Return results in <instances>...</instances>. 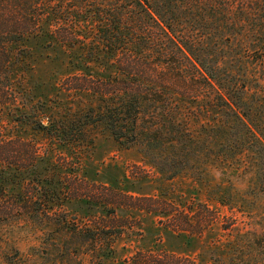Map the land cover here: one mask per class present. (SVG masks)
<instances>
[{"label":"trees","instance_id":"16d2710c","mask_svg":"<svg viewBox=\"0 0 264 264\" xmlns=\"http://www.w3.org/2000/svg\"><path fill=\"white\" fill-rule=\"evenodd\" d=\"M31 38L80 51L88 66L106 69L74 72L62 80L68 95L93 102L59 116L34 101L21 79L29 54L25 43ZM196 111L223 118L224 127L211 135L216 155L227 163L250 152L264 191V0H0V121L9 117L66 146L83 143L92 126L102 125L117 143L136 147L170 179L207 165L199 149L206 141L191 126ZM47 149L27 137L0 136V226L32 218L38 225L52 224L50 215L40 214V206L55 204L59 194L47 176L34 177L13 192L5 186L12 171L34 166ZM70 190L77 194L80 189ZM113 190L103 186L98 192L106 214L73 227L65 225L66 216L55 222L66 226L61 236L77 241L66 249L65 259L104 264L115 253L117 239L133 228L129 216L113 213L118 205L155 212L161 224H170L165 228L176 232L202 234L212 222L210 214L192 206L157 212L149 202L164 199ZM254 243L264 251V231ZM239 246L227 250H237L229 257L210 259L213 264H248ZM128 261L204 264L164 247L138 249ZM253 264H264V258Z\"/></svg>","mask_w":264,"mask_h":264},{"label":"rangeland","instance_id":"374dc122","mask_svg":"<svg viewBox=\"0 0 264 264\" xmlns=\"http://www.w3.org/2000/svg\"><path fill=\"white\" fill-rule=\"evenodd\" d=\"M25 45L29 54L24 58L21 79L38 105L44 104L60 116L78 112L93 102L88 96L68 95V86L62 85V80L74 72L99 73L106 69L95 63L88 66L80 51L70 53L67 48L49 44L46 39L31 38ZM192 107L196 108V104ZM190 118L192 128L206 141L207 145L200 144L199 149L201 160L207 165L183 170L170 179L143 158L136 147L127 148L117 143L102 125L92 126L83 143L66 146L46 138L27 124L11 121L9 117L1 118V137H27L48 148L47 156L34 166L11 172L5 181L7 190L17 191L26 181L47 176L48 181L58 186L59 194L49 208L40 206V214L52 217L51 225H38L32 218L0 226V264H76L78 260L64 257L66 249L77 242L76 238L61 236L60 232L65 225H82L89 216L107 213L97 202L103 186L125 196L164 199L163 203L149 202L157 212L192 206L212 218L202 234L176 232L165 228L164 225L170 224H161L155 212L128 210L118 205L113 213L129 216L127 221L133 228L117 239L115 253L108 256L104 264H129L136 250L160 247L213 264L210 257L222 254L229 257L237 250H227L238 243L241 244L238 250L245 255L248 264L264 258V251L254 243L264 231V191L257 180L254 156L244 150L234 155L237 159L225 163L216 155L219 152L213 142L216 138H211L224 127L223 118L209 119L197 111L192 112ZM208 147L213 149L209 152ZM204 167L207 168L203 170ZM72 187L80 189L77 194L70 190ZM200 203L212 212H207ZM106 208L110 209L108 215H112L111 208ZM63 216L67 217L68 224L56 225Z\"/></svg>","mask_w":264,"mask_h":264}]
</instances>
